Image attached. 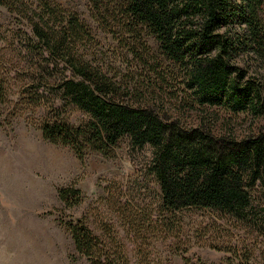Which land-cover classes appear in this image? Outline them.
<instances>
[{"label":"trees","instance_id":"trees-1","mask_svg":"<svg viewBox=\"0 0 264 264\" xmlns=\"http://www.w3.org/2000/svg\"><path fill=\"white\" fill-rule=\"evenodd\" d=\"M88 1L92 19L125 50L120 59L134 60L145 79L131 80L101 61L92 27L61 2L0 0V9L15 21L6 34L0 30V110L9 103L17 77L35 84L36 101L29 104L37 107L49 88L50 70L57 76L58 101L50 102L42 117L45 140L69 146L79 160L93 152L114 156L125 136L132 147L149 144L146 168L159 187L163 211L173 215L196 206L241 213L251 202L250 189L264 188V0ZM8 45L23 52L24 74L2 52ZM163 82L174 83L167 97L174 99L173 110L160 98L157 88ZM186 95L189 109L200 114L195 123L178 113ZM214 106L246 112L263 126L242 137L231 130L214 133L218 114L205 119L202 113ZM68 109L81 112L78 123L64 116ZM57 195L68 208L79 205L83 194L67 185L59 186ZM64 225L75 252L88 264H128L111 234L101 237L78 217Z\"/></svg>","mask_w":264,"mask_h":264},{"label":"rangeland","instance_id":"rangeland-1","mask_svg":"<svg viewBox=\"0 0 264 264\" xmlns=\"http://www.w3.org/2000/svg\"><path fill=\"white\" fill-rule=\"evenodd\" d=\"M57 1L77 11L92 27L101 61L111 62L110 66L132 76L131 80L145 79V71L139 72L134 60L120 59L125 50L92 19L88 0ZM13 22V15L0 9L3 34ZM14 36L17 40L22 32ZM146 40L157 52L156 43L150 37ZM19 49L18 45H8L2 52L22 75L26 68ZM46 77L49 88L41 94L37 107L29 104L36 101L35 84L17 77L12 79L9 103L4 112L0 110V264H88L75 252L64 225L70 217L83 218L103 238L111 234L128 264H264L261 184L250 189L251 202L239 214L191 206L171 215L159 207V187L146 168L152 155L149 144L132 147L125 136L119 140L114 156L93 152L79 160L69 146L45 140L41 120L49 103L58 101L53 89L56 73L49 70ZM172 82H163L157 89L173 110L174 99H167ZM189 96L177 105L178 113L180 119L195 123L200 114L189 109ZM80 113L68 109L64 116L75 124ZM202 113L205 119L218 114L214 133L231 130L242 137L263 126L260 118L246 112L235 114L220 106L207 107ZM67 185L82 191L79 205L67 208L57 198V188Z\"/></svg>","mask_w":264,"mask_h":264}]
</instances>
